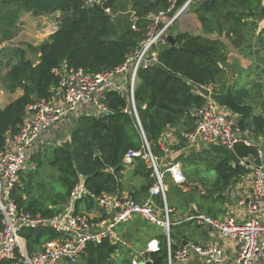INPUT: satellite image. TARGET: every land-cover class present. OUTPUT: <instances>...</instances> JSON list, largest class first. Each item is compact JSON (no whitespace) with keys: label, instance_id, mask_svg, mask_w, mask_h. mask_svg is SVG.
I'll return each mask as SVG.
<instances>
[{"label":"trees","instance_id":"obj_1","mask_svg":"<svg viewBox=\"0 0 264 264\" xmlns=\"http://www.w3.org/2000/svg\"><path fill=\"white\" fill-rule=\"evenodd\" d=\"M89 1L0 0V43L16 36L23 14L35 18L59 15L58 28L48 40L31 47L38 57L37 62L27 59L22 49L3 51L4 57L9 56L5 64L8 71L3 79L5 90L9 93L21 90L22 94L0 107V153L5 147L7 133L15 134L20 130L27 108L37 100L53 98L60 82L55 69L66 64L70 68L98 73L122 66L147 39L151 15L167 11L171 6L169 0H106L103 4L88 5ZM187 1L177 0L176 11ZM127 6L131 18L130 15H119ZM189 9L197 16L203 35L179 31L173 34L174 46L169 43L154 46L157 60L153 65L149 63L139 69L135 84V103L141 125L156 154L160 153L158 143L167 127L175 128L181 139L180 147L176 149L188 147L185 134L195 129L193 111L206 103L197 88H211L217 94L226 91L228 85L222 81L229 62V48L244 52L254 47L250 41L256 32L259 38L255 46L264 44V28L260 29L264 21L263 0H200L191 4ZM133 16L138 19L136 30L132 28ZM252 54H255L254 50ZM255 87L261 89L263 84L258 82ZM235 98L241 105L247 103ZM104 103L110 112L108 115L80 114L77 125L69 134L71 150L62 146L54 149L50 164L58 172L61 189L55 191L51 204L27 194L31 183L25 182L23 188L15 189L13 198L22 211L35 215L41 213L47 218L61 213L81 178L90 193L84 199L89 206H95L92 196L121 192L126 155L139 150L143 139L127 95L109 91ZM249 124L247 117H241L243 129H249ZM263 133L264 128L259 135ZM235 151L240 161L257 155L255 147L242 144ZM204 152L209 156L211 168L217 171L218 198L226 201L232 186L246 176L248 170L226 157ZM33 161L39 166L43 164L39 154L33 156ZM136 163L140 172L150 175L143 162ZM22 235L30 255L58 236L50 229H26ZM161 246L162 251L153 255V264H166V246L164 243ZM173 248L177 249V246L173 245ZM118 250L119 247L108 240L101 245L89 244L82 259L85 264H117Z\"/></svg>","mask_w":264,"mask_h":264},{"label":"built area","instance_id":"obj_2","mask_svg":"<svg viewBox=\"0 0 264 264\" xmlns=\"http://www.w3.org/2000/svg\"><path fill=\"white\" fill-rule=\"evenodd\" d=\"M105 1L90 0L88 5L103 4ZM197 1L200 0H188L178 10L179 15L169 21V15L176 11L177 6V0H169L170 9L151 15L147 39L140 48L122 66L112 71L90 73L81 68H70L66 64L54 70L60 82L53 98L37 100L27 108L20 130L15 134L10 131L7 133L5 147L0 153V264H77L89 244L101 245L105 240L120 250L126 248L131 252L134 249L132 245L116 230L135 218H142L160 227L162 242L158 238L152 239L132 264H153V255L162 251V243L167 251L166 264H264V133L255 137L249 129H243L241 117L207 97L206 103L193 111L195 129L187 138L193 144L200 142L222 146L235 155L238 145L256 148L257 155L254 158L239 160V164L248 170L249 195L241 196L238 200V207L247 206V218L240 220L229 215L215 218L198 212L197 215L174 221L176 210L168 201L167 179L171 178L177 186H184L187 178L180 162L168 163V155L160 157L155 153L136 107L134 92L139 69L157 60L153 47L169 43V27ZM107 13L111 11L107 10ZM137 20L132 17L134 30ZM52 26L54 33L58 22ZM5 48L6 42L0 43L1 60ZM109 91L129 97L143 145L139 150L130 151L125 161H141L146 165L153 179L148 199L140 203L127 195L92 196L95 207L104 212V216L79 214L76 211L77 204L90 196L81 178L61 213L47 218L41 213L35 215L22 211L13 193L16 188L24 187L21 177L27 170L31 156L42 150L41 144L51 133L59 132L60 126L70 116L85 114L99 117L110 114L104 103ZM260 114L264 116V109ZM171 138L172 130L167 127L161 136L160 145L166 146ZM158 198L160 202L156 201ZM182 223H195L198 227L211 230L213 236L205 244L187 240L174 249L173 227ZM26 229H50L58 236L45 242L40 250L30 255L22 235Z\"/></svg>","mask_w":264,"mask_h":264},{"label":"rangeland","instance_id":"obj_3","mask_svg":"<svg viewBox=\"0 0 264 264\" xmlns=\"http://www.w3.org/2000/svg\"><path fill=\"white\" fill-rule=\"evenodd\" d=\"M121 9L123 10L124 8ZM129 13H131L130 8L127 6L126 11H120L119 15H130ZM179 13L180 11L173 15H169V21L173 20L175 16H178ZM58 17V14L40 18L23 14L18 22L16 36L6 42L5 49L9 51L22 49L25 51L27 59L37 62L38 57L35 52L31 50V47H37L48 40L53 34L52 25L56 23ZM196 20L197 17L193 10L187 9L169 27L168 33L173 35L181 29L194 32ZM263 23L264 22H262L261 25H263ZM258 38V32H256V35L250 41L251 44H254V47L248 48L244 52L238 48H229L231 55L228 65L226 66V74L222 83L229 85L233 82L234 96L247 102L245 105L253 106L255 113L260 114L264 109V105L262 106L264 102V44L262 46H255L257 45ZM253 50L255 54H252ZM256 51H258V54H256ZM2 58L3 60L0 59V105L4 107L15 100L22 92L18 90L16 93H9L5 90L3 79L8 71L5 64L9 56L4 57L3 55ZM258 82L263 84L261 89L255 87ZM79 116L80 114L70 116L60 126L59 132L51 133L50 137L41 144L40 148H42V150L37 151L34 155H40V159L43 163L42 165L39 166L36 161H33L34 155L31 156L27 170L21 177L24 183H31L30 186L27 187V194L30 193L32 196L31 198L37 197L41 202L51 204V200L55 196V191L61 189L58 172L50 164V161L53 157L54 149L68 139L67 137L77 125ZM198 144H200V142H198ZM200 150V152L190 154L187 157L182 155L180 159L182 169L187 178L184 189L188 190L184 191L174 184L170 185L168 193L169 204L177 207L178 212H176V214L178 218L182 220L187 214V205L190 202L197 204L201 212L205 214L217 218L222 217L224 214V202L222 199L218 198L216 190L217 171L211 168V165L208 163L209 156L206 155V157L204 154V151H209L207 147L204 145ZM245 181L247 182V180ZM237 187L238 185L235 188ZM235 188L232 187V191H235ZM138 219L139 218H135L133 221L119 226L116 230L123 238L126 240L129 239L134 248L131 252L126 248L121 249L115 256L117 264H132V261L146 249L148 243L152 239L158 238L162 242V229L160 227L148 224L143 220L137 221ZM128 230L130 231L129 233ZM206 232L205 228L198 227L195 223H182L179 226L173 227V241H175L178 236L182 235L190 239H195L194 242H196V240L202 239ZM77 264H85V262L83 259H80Z\"/></svg>","mask_w":264,"mask_h":264},{"label":"crops","instance_id":"obj_4","mask_svg":"<svg viewBox=\"0 0 264 264\" xmlns=\"http://www.w3.org/2000/svg\"><path fill=\"white\" fill-rule=\"evenodd\" d=\"M194 30H195L194 32L184 30V29H181L180 31L181 32H190L191 34H194V35H203L201 24L199 23L198 18L195 21ZM211 38H213V37H211ZM230 55H231V53L229 54V58H230ZM204 88H207V87H204ZM207 89L211 90V88H207ZM197 93H200L199 87L197 88ZM21 94L22 93H20V95ZM0 107H1V105H0ZM171 130H172V138L169 141V143L166 146L160 145V142L158 143V146L160 148V153L157 155H159L160 157H164V156L168 155V157H167L168 163L174 162V161L180 162L179 159H181L182 155H185L184 157H187L190 154H195V153L200 152L201 151L200 148L204 147L203 143L193 144L188 140L187 135H189L191 133L190 132V133L185 134V137H186L187 142H188V147L176 149V148L180 147L181 139L179 138V135L177 134V130L175 128H171ZM254 136L258 137L260 135L258 134V135H254ZM137 166H138V164L136 162L126 164L125 169L122 171V174H121L122 175L121 181H122L123 187H122L121 192L117 195H119V196H123V195L131 196L136 201L142 203V202L146 201L149 197V190L151 187L150 185H151V182L153 184V179L151 178V175H148V173H145L144 171L140 172L137 169L138 168ZM245 180H247L246 176H244V178L241 177L239 179V181H237V183L232 186L235 188L238 185V187L234 189L235 191H232V189H230L229 194L226 195L227 200L226 201L222 200L224 202V209H223L224 214L220 218H223V217L228 216V215L238 217L240 220L247 218V214H248L247 206L238 207V202H239L238 200L240 199V197L241 196L248 197V195H249L248 190H249L250 185H249L248 180H247V182ZM167 181H168V186H169V190H170V185H173L174 183L172 182L171 178H168ZM175 186H177V185H175ZM178 187L183 189L184 191L188 190V189H184V186H178ZM156 201L160 202V199L158 198V199H156ZM168 201H169V198H168ZM186 201H192V200H186ZM172 207L176 210V212H178L177 207H175V206H172ZM194 210L197 212L203 213V212H201V209L197 204L190 202L187 205V210H186L187 214H186L185 218L188 217L189 215H192V211H194ZM76 211L79 214H89L91 216H104V212L100 211L95 206H89V204L86 201L79 202L76 206ZM206 215H209V214H206ZM209 216H212V215H209ZM212 217H215V216H212ZM215 218H217V217H215ZM173 219H174V221L182 220V219L178 218V215L176 213H175ZM139 220H143V219L139 218L137 221H139ZM137 221H136V223H137ZM143 221H145V220H143ZM206 231L207 232L204 235V237L200 240H196V243L205 244L208 242V240H210L212 238L213 234H212L211 230L206 229ZM129 232L130 231L128 230V233ZM182 239H183V241H182ZM186 239L191 240V241L195 240V239H190L187 236H181L180 235L175 239V241H173L174 245H176L177 248H179L181 245H183L185 243V241H187ZM126 241H128L131 244V241H129V239Z\"/></svg>","mask_w":264,"mask_h":264},{"label":"water","instance_id":"obj_5","mask_svg":"<svg viewBox=\"0 0 264 264\" xmlns=\"http://www.w3.org/2000/svg\"><path fill=\"white\" fill-rule=\"evenodd\" d=\"M264 2V0H263ZM264 22V21H263ZM264 28V23L261 25L262 29ZM168 42L170 45L174 46L176 44L175 42V37L173 35H168L167 36ZM256 54H258V51H256ZM152 65L154 64L153 62L151 63ZM199 92L201 95H203L205 98L209 97L211 98L214 102H216L220 107H224L231 111L233 114H236L239 117H247L250 120L249 124V132L252 135H258L260 130L264 128V116L262 114H257L254 111L253 106L251 105H241L237 102L235 96H234V83H230L224 93L217 94L214 93L213 91L204 88V87H199ZM64 147L66 150H71L72 148V143L70 140V137L65 142H62L61 145ZM205 147L207 149L219 156H223L231 160L234 164H239V159L238 157L230 150L218 146V145H213V144H206ZM197 211H192V215H197ZM151 264V263H147Z\"/></svg>","mask_w":264,"mask_h":264}]
</instances>
